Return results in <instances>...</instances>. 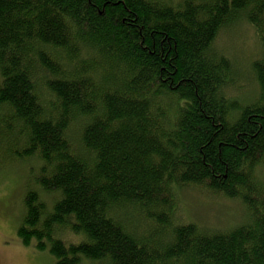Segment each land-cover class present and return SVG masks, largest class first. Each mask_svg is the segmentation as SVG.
<instances>
[{"label": "trees", "instance_id": "1", "mask_svg": "<svg viewBox=\"0 0 264 264\" xmlns=\"http://www.w3.org/2000/svg\"><path fill=\"white\" fill-rule=\"evenodd\" d=\"M239 21L252 78L215 48ZM3 165L53 264H264V0H0Z\"/></svg>", "mask_w": 264, "mask_h": 264}, {"label": "rangeland", "instance_id": "2", "mask_svg": "<svg viewBox=\"0 0 264 264\" xmlns=\"http://www.w3.org/2000/svg\"><path fill=\"white\" fill-rule=\"evenodd\" d=\"M227 30L219 39L216 50L229 58L242 74L249 73L252 78L249 63L257 52L253 32L243 21ZM239 90L236 88L233 92L237 94L243 91ZM1 172L5 174V180H0V264H53L52 258L46 252H35L24 247L16 237L27 170L23 166L3 165L0 167ZM181 204L182 215L186 221L191 216L197 218L200 223L226 228L236 218V206L220 199L211 202L198 194L186 193L182 196ZM184 209L188 211L184 213Z\"/></svg>", "mask_w": 264, "mask_h": 264}]
</instances>
